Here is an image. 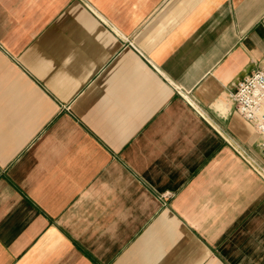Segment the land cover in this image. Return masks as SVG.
<instances>
[{"label": "crops", "instance_id": "crops-1", "mask_svg": "<svg viewBox=\"0 0 264 264\" xmlns=\"http://www.w3.org/2000/svg\"><path fill=\"white\" fill-rule=\"evenodd\" d=\"M263 64L264 0H0V264H264Z\"/></svg>", "mask_w": 264, "mask_h": 264}, {"label": "built area", "instance_id": "built-area-1", "mask_svg": "<svg viewBox=\"0 0 264 264\" xmlns=\"http://www.w3.org/2000/svg\"><path fill=\"white\" fill-rule=\"evenodd\" d=\"M231 99L237 113L250 122L258 136L257 146L264 160V64L249 76L233 83ZM248 164H252L246 155L240 154Z\"/></svg>", "mask_w": 264, "mask_h": 264}]
</instances>
